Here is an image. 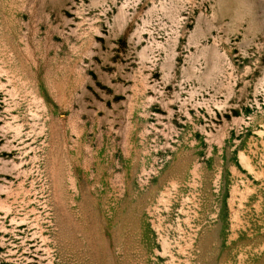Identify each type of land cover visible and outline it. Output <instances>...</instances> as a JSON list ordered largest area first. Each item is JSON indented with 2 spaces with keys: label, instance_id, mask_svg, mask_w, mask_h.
I'll use <instances>...</instances> for the list:
<instances>
[{
  "label": "rangeland",
  "instance_id": "rangeland-1",
  "mask_svg": "<svg viewBox=\"0 0 264 264\" xmlns=\"http://www.w3.org/2000/svg\"><path fill=\"white\" fill-rule=\"evenodd\" d=\"M0 264H264V0H0Z\"/></svg>",
  "mask_w": 264,
  "mask_h": 264
}]
</instances>
